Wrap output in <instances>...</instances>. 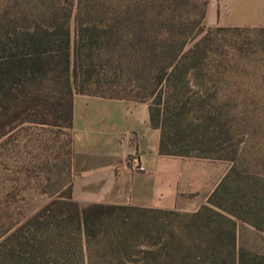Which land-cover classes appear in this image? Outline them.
I'll use <instances>...</instances> for the list:
<instances>
[{
	"label": "trees",
	"instance_id": "1",
	"mask_svg": "<svg viewBox=\"0 0 264 264\" xmlns=\"http://www.w3.org/2000/svg\"><path fill=\"white\" fill-rule=\"evenodd\" d=\"M8 1H0V139L24 124L69 129L74 95L146 103L151 126L160 130L161 155L230 164L207 205L181 225L199 251L194 260L264 264L237 244L238 222L264 232V189L249 163L236 166L248 112L232 111L231 90L241 87L237 76L245 71L232 54L246 56L248 28L206 27L205 1L22 0L23 7L15 1L12 8ZM263 44L251 40L249 46ZM256 168L253 163L252 172ZM45 211L87 239L108 225L121 229L115 237L121 250L130 232L145 238L157 229L156 241L139 243L160 251L142 261L173 264V249L175 264L187 262L164 237L173 211L80 208L69 190Z\"/></svg>",
	"mask_w": 264,
	"mask_h": 264
},
{
	"label": "rangeland",
	"instance_id": "2",
	"mask_svg": "<svg viewBox=\"0 0 264 264\" xmlns=\"http://www.w3.org/2000/svg\"><path fill=\"white\" fill-rule=\"evenodd\" d=\"M15 1L23 7L22 0H9L10 8ZM257 31L260 30L248 28L243 34L247 41L246 56L231 53L232 60L245 70L237 76L241 87L231 92L233 113L242 109L248 112V133L239 145L236 166L240 168L245 162L247 168L249 163L250 174L264 189V44L249 46L251 40L264 42V33ZM68 157L66 127L24 124L0 139V264H146L142 261L144 255L160 250L139 242L145 240L150 245L156 241L157 229L151 228L150 236L145 238L137 231L130 232L121 250L115 249V237L122 233L121 229L114 232L108 225L102 234L87 239L74 224L62 222L59 216L50 221L51 214L42 213L68 190ZM253 163L257 168L252 172ZM225 164L230 165L220 161L222 172ZM205 205L207 201H197L196 211ZM195 212L174 211L165 217L169 233L164 237L172 239V248L181 250L187 259L185 264H201L194 260L199 251L190 247L193 241L181 226ZM237 244L249 259H263L264 263L263 231L238 222ZM171 254L175 264L177 254L173 249Z\"/></svg>",
	"mask_w": 264,
	"mask_h": 264
},
{
	"label": "crops",
	"instance_id": "3",
	"mask_svg": "<svg viewBox=\"0 0 264 264\" xmlns=\"http://www.w3.org/2000/svg\"><path fill=\"white\" fill-rule=\"evenodd\" d=\"M207 2L208 28H264V0ZM67 161V189L80 208L130 207L195 212L230 165L159 153L160 130L146 103L74 95ZM136 158L142 171L130 169Z\"/></svg>",
	"mask_w": 264,
	"mask_h": 264
},
{
	"label": "built area",
	"instance_id": "4",
	"mask_svg": "<svg viewBox=\"0 0 264 264\" xmlns=\"http://www.w3.org/2000/svg\"><path fill=\"white\" fill-rule=\"evenodd\" d=\"M128 162H130V164H131L130 169L133 172L142 171V168H141V166H140V164L136 158H132Z\"/></svg>",
	"mask_w": 264,
	"mask_h": 264
}]
</instances>
